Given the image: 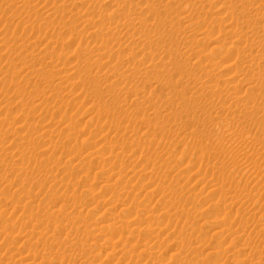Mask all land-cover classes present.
<instances>
[{"label": "bare ground", "instance_id": "6f19581e", "mask_svg": "<svg viewBox=\"0 0 264 264\" xmlns=\"http://www.w3.org/2000/svg\"><path fill=\"white\" fill-rule=\"evenodd\" d=\"M75 1L0 0V169H3L0 182L4 184L13 177H24L23 185L20 183V188L14 190L11 197L17 198L15 208L29 222L33 214L44 209L52 211L58 203L61 206L56 207L58 210H53V214L45 215V218L38 217L37 222L35 219L32 230L19 229L18 233L23 234H17L18 237L30 239L40 230L41 233L51 232L56 237H52L55 240V253L52 252L53 248L44 245V251L48 252L47 255L52 252L53 257H45L47 255L44 253L39 264H62L61 254L63 257L66 254L65 261L71 262L73 256H69L74 253L77 254L76 257L74 255L75 264H87L89 260L93 261L101 255L105 256L103 260H110L108 264H120L124 260L128 264H264V232L259 230L262 218L256 221L255 225L260 227L258 230L256 227L255 232L253 228L249 230L250 224L249 228L247 224L243 225L247 221L253 223V216L245 218V215H251L255 204L252 202L253 193H246L245 187L242 190L236 188L235 191L240 193L236 200L235 197H229L232 196V187L239 188L235 176L209 178L201 175L200 170L193 171L194 161L184 168L175 161L170 163L172 167L167 173L174 172L177 181L195 180L196 184L195 181L193 184L196 186L192 184L189 189L181 186L174 189V184L165 187L155 184L152 179L146 183L138 181L137 185L130 184L137 173V178L145 177L151 163V171H154L166 165V161H172L165 152L154 153L155 158L152 152L149 153L148 149L155 145L156 139H151L154 136L149 138L153 128L160 129V132L166 128L167 134H176V140L178 135L179 139L185 138L186 133H189L187 129L191 128V132L195 125L201 126V130L217 128L220 132L224 131L222 134L226 133L223 134L225 141L234 147L249 139L247 137L252 131V134L258 131L264 137V0H80L78 2L81 5ZM107 4L109 8L105 7ZM212 8H215L213 12L218 11L217 14L211 12ZM18 20V25L21 22L26 24L25 32L28 30V36L24 39L21 37V40L16 36V45L9 44L10 47L8 43L12 39L7 38V28L11 23L15 25ZM215 25L222 28L214 31ZM18 27L17 30H20ZM64 31H68L67 36L64 34L67 37L65 43L79 38L77 47L72 51L68 50L69 46L65 48L62 40L59 41L63 36L58 39L62 35L60 32ZM210 34H214L213 38ZM215 41L219 42L216 46L213 44ZM204 42L215 47L208 50ZM136 53L140 54L135 57ZM14 58H17V62L12 64ZM57 92L61 94L59 100L55 97ZM77 99H81V102H76ZM87 102L94 104L88 106V110ZM74 103L82 108L84 106L85 114L87 111L88 116L90 114L83 122L85 127L82 126L86 133L89 128V137L79 139L75 134L74 124L79 122L77 116L83 112L74 111L70 114L74 110L73 106H77ZM75 108L78 110V106ZM47 110L52 111L51 117V112ZM3 111H12L15 115L13 118L3 116ZM55 115H61L60 119L54 121ZM29 118L35 121L30 120L34 123L33 128L23 131ZM103 130L113 136L109 135L113 141H107L111 138L102 135ZM160 132L159 139L163 137ZM74 135L77 141H81L67 145L74 140ZM117 137L127 141H122L121 145L116 144L114 138ZM193 137L195 139V135ZM180 141L185 142L183 139ZM177 144L179 146V142ZM201 145L195 148L192 144L194 154L201 159H214L217 150L212 154L213 150H204L207 146L203 149ZM87 148L93 152L89 153ZM241 148L239 151L235 148L237 153L229 151L227 156L224 155L228 159L226 165L258 177V173L264 172V143L251 149ZM136 153L140 154L136 156ZM6 159L12 161L8 167L1 163ZM219 162L208 161V167L218 168ZM94 165H100V171H94L95 178L98 176L96 180L99 175L105 179L101 172L108 170L112 173L108 175L109 178L124 182L121 188L124 190L120 193H117L120 188L117 191L114 188L107 190L109 185L104 183L108 187L100 185L98 192L101 196L98 194L95 197L96 193L92 198L87 196V168ZM137 165V170L133 172ZM114 166L119 169L113 171ZM250 179L246 183L251 182ZM263 180L262 183L258 181L261 185L252 183L254 188L258 186L256 190H264ZM199 184L204 185H201V190L206 189V195L203 196V191L195 189ZM9 185L15 186L11 183ZM154 185L155 188L151 190ZM45 186L52 192L43 194V199L35 202L33 189L40 192ZM135 189L146 192L145 200L141 192ZM131 191L136 193L129 197L128 192ZM107 193L110 196L106 198ZM158 193L160 195L154 201L155 205L148 206ZM136 194L142 198L135 204ZM121 195L124 197L119 198ZM170 196L178 199V207L168 199ZM213 196L222 198V205L209 204ZM4 197H0V206H6L8 202L9 198ZM93 198L98 200L94 201ZM129 199L131 202H127ZM88 202L93 203L94 207L87 210ZM195 202L199 205L201 203L202 207L208 204L204 208L206 211L198 212L197 206L192 211L189 208L190 215L186 212L188 208L182 211L186 205L191 207ZM179 204H182L181 210ZM245 204L246 208L249 204L252 209H245L242 206ZM100 205L107 207L103 208L102 213H97L95 210ZM114 206H118L120 212H128L129 216L134 213L137 220L135 217L132 220L126 219L128 215L121 218L112 214ZM233 207H243L246 213L240 214L238 210V215L229 220L227 212ZM34 210L37 212L34 213ZM205 213L211 217H223L219 220L215 217L205 220ZM88 214L95 215L93 221L87 220ZM164 220L168 222L166 225H162ZM179 223H183L184 231L178 229ZM169 225L174 231L178 229V236L197 234L194 240L198 246L188 245L182 237L178 241L171 240L168 247L162 249L158 241H165L166 238L160 239L159 234ZM8 227L11 226L5 225V231ZM209 231L219 241L210 238L209 242L206 239ZM241 240L243 245L239 244ZM36 247L38 249L30 247L32 252L28 251L25 258H22L21 250L16 247L17 251L14 250L10 257L15 264L34 261L35 257H39L37 251L41 246L37 243ZM69 251L73 253L69 255ZM166 252V258L163 259L162 255ZM118 255L122 258L119 259Z\"/></svg>", "mask_w": 264, "mask_h": 264}, {"label": "rangeland", "instance_id": "374dc122", "mask_svg": "<svg viewBox=\"0 0 264 264\" xmlns=\"http://www.w3.org/2000/svg\"><path fill=\"white\" fill-rule=\"evenodd\" d=\"M78 1H80V0H76L75 1V3H78V5L80 4V2H78ZM61 2V1H60ZM59 2V3H60ZM74 3V4H75ZM77 4H75V6H76ZM77 5V6H78ZM81 5V4H80ZM108 5V4H107ZM105 6V7H108L109 8V5L108 6ZM214 9L215 8H212V10H211V12L212 13H215V12H213L214 11ZM211 12H209V14L211 13ZM217 12L218 11H216V13L215 14H217ZM211 13V14H212ZM219 13H220V11H219ZM20 20V19H19ZM19 20L18 21H16L15 22V25H13L12 23L10 24V27L9 28H7L8 29V39L10 40V39H12V40H10V42L11 43H8V45L9 44H13V45H16V42L18 41L17 39H19V40H21L22 38L24 39V38H26L27 36H28V34H27V32H28V30H26V32H25V25L26 24H24V22H21V23H19L20 25H18L17 23L19 22ZM21 24H24V25H22V27H21ZM13 26V27H12ZM18 26H20V28L18 27ZM24 26V27H23ZM17 27H18V29H20V30H17ZM216 27V28H215ZM215 27H214V31L217 29V28H222L221 26L219 27V25H215ZM82 28V27H81ZM2 29V26L0 27V30ZM22 29H23V31H22ZM11 30H12V32H11ZM15 30V31H14ZM18 32H17V31ZM82 30H83V28H82ZM88 30V29H87ZM212 30V31H213ZM214 31L212 32V33H214ZM17 32V33H16ZM21 32V33H20ZM65 32V33H64ZM63 33L62 32H60L62 35H59L58 36V39L61 37V36H63V37H61L60 38V40L59 41H63V44L66 46L65 48L67 49V46H69L68 47V50H70V51H72L73 49H75L76 47H77V43H78V41H79V38H75V41H71V42H66L65 43V41H66V36H67V33H68V31H64ZM13 33V34H12ZM10 34V35H9ZM17 34V35H16ZM23 34V35H22ZM24 34H25V36H24ZM64 34H66V36H64ZM211 35V34H210ZM16 36H17V39H16ZM213 36H214V34H212L210 37H212L213 38ZM22 37V38H21ZM66 37V38H65ZM63 38H65V40L63 39ZM212 38H210V39H212ZM77 39V40H76ZM15 41V42H14ZM210 41V40H209ZM207 42V41H206ZM218 41H215V43H213L214 45L217 43ZM61 45H63L61 42H59ZM70 43V44H69ZM219 43V42H218ZM217 43V44H218ZM204 47L205 48H207L208 50H209V48L210 49H213V47H215V46H211V45H213V44H210V43H205L204 42ZM12 45V47H14ZM10 46V45H9ZM11 47V46H10ZM74 47V48H73ZM125 51H129V50H125ZM123 52H124V50H123ZM140 53H136L135 54V57L137 56V55H139ZM14 59H15V61H14ZM13 60H12V64L13 63H16L17 62V58H14ZM70 61H71V59H70ZM17 67H18V65H16ZM221 72V71H220ZM214 78H216V77H214ZM39 89H41V88H39ZM57 94V96H55L56 97V100L58 99H60L61 98V94H59L58 92L56 93ZM59 96V97H58ZM54 97V98H55ZM55 100V99H54ZM80 100V101H79ZM74 102V101H73ZM76 102H78V103H80L81 102V99H77V101ZM78 103H74V104H76L77 106H78V110H77V108H75V107H77V106H73L74 108V110L72 111V112H69L70 114L71 113H73L74 111L76 112V111H78L79 113H81V112H83V114H80L81 116H77L78 118H79V122L78 123H76V125L74 124V131H75V134L77 135V137L79 138V139H81V138H86V137H89L88 136V131H89V128H87V133H86V130H83L84 128H82V126H83V122L85 121V120H87V118L90 116V114H89V116H88V111L86 112V114H85V112L83 111V110H86L85 108H84V106H83V108L82 107H80V105L78 104ZM85 105V104H84ZM93 106L92 105V103L91 102H87V110H88V106ZM90 106V107H91ZM89 107V108H90ZM94 109H95V107H93ZM76 109V110H75ZM49 111V113L51 114V115H49V113H48V115H49V117H51L52 115H53V113H52V111L51 110H47V112ZM4 112L5 111H3V113L2 114H4ZM11 113H12V111H10ZM8 113V112H5V114L3 115V116H11L10 118H13V115H15V112H13L12 114L11 113ZM19 112V109L17 110V112L16 113H18ZM6 113H7V115H6ZM67 114H68V112H67ZM3 116H1V117H3ZM17 116V115H16ZM56 116V117H55ZM55 116H53L55 119H53L54 121H56V120H59L60 119V116L61 115H55ZM81 117V118H80ZM21 119V118H20ZM32 119V120H31ZM261 119V118H260ZM33 121L34 119L33 118H29V120L26 122V126H24L25 128L23 129V131H27L28 129H32L33 128V125L32 124H34L35 123V121H33V122H31V121ZM19 123V122H18ZM17 123V124H18ZM29 124V126H28V124ZM31 123V124H30ZM16 124V125H17ZM15 125V126H16ZM19 125H21V123L19 124ZM31 126V127H30ZM181 126H182V124H181ZM83 127H85V126H83ZM90 127V126H89ZM194 127H195V129L197 130H195V132H194ZM192 126V129L193 130H191V132L189 131L190 129H187L188 130V132L191 134V136H190V134L188 133H186V135H185V138L184 137H180V139L182 140L183 139V141H185V142H183V143H181L182 141H180V139H179V135H178V137H177V140H176V134H167V131H165L166 130V128H165V130L164 129H161V130H164V131H162V132H160V129L159 130H155V129H157V128H153L152 130H154L153 132L152 131H150V134H149V138H151V137H153V138H151V139H155V137H156V139L154 140V144L155 145H153L152 147H150L149 149H148V151H149V153L150 152H152L151 154H152V157L153 158H155L154 156V153L156 154V152H157V154H159V152H160V154L161 153H163V152H165V154H168V155H166L169 159H172V161H166V157L165 158H163V159H165V160H163L164 161V163H165V161H166V165H164V166H162V168L161 169H155L154 171H151V165H152V163L149 165V168L147 169V172H146V175H145V177H140V178H137V177H139V174L137 173V174H135V179H133V180H131V183L130 184H138L139 182L140 183H142V182H144V183H146L149 179H152V180H154L155 181V184H157V183H159L161 186H170V187H172V185H173V188L175 189V188H178V187H185V189H189V188H191L192 186H196L195 184H196V181L195 180H193V181H189V182H187V180H182V181H177V179L175 178L176 176H175V173L174 172H170V173H167V171L172 167V165L170 164L171 162H172V164L176 161V162H179L180 164H181V166H183V168L184 167H189L192 163L191 162H195V163H193L194 164V169H193V171L195 170H198V172H199V170H200V174L201 175H207V177H221L222 175H224V176H226V175H232V176H235L236 177V179H237V181L239 182V188L238 187H232L233 188V190H232V188H231V193H232V196L231 195H229V197L230 198H234L235 197V199L234 200H236L237 198H239L240 197V193L238 192V191H235V190H242V188L244 189V187H245V189L247 190L246 191V193L247 192H251V194H252V196H253V200H252V202L256 205H254V208H255V210H254V208L252 209L251 208V206L249 205V204H247L248 205V208H246L247 206H246V204L245 205H242V206H244V208L245 209H252L251 210V215L250 216H248V214H246L245 215V218H247V217H252V221H253V223H251V222H249V221H245L246 223H243V225H245V224H247L246 226H248V228H249V225L248 224H250V228H249V230H251V228H253L252 230H254V232H255V228L257 227V230L259 229L258 227H264V224H263V221H264V217H262V216H264V214H262V213H264L263 211H264V190L263 189H259V190H256V189H258V186L256 185L255 186V188H254V186H253V184L255 185L256 183L258 184V183H260V182H258V181H260L261 180V183H262V179H264V172H262V173H258L257 174V176L258 177H256L255 175L256 174H254V176H253V174H251V173H249V174H244V172H242V171H240V169H238V168H235V167H232L231 165H226L227 164V161H228V159H227V153H229V151H230V153L231 152H236L237 153V150L236 149H238V151H239V148H241L242 150H245V149H243V148H246V149H248V147H249V149H251L253 146L255 147V145L257 146L259 143H264V140H261V139H259L258 137H260V136H262V134L261 133H258V131H255L254 133H257V135L255 134L254 135V133L252 134V132H251V135H249V137H247V138H249V139H246L243 143H239V144H237V147L235 146L234 147V145H228L227 144V142L225 141V139H226V137H223L224 135L223 134H226V133H223L222 134V132H224V131H222V129H220L222 132H220L217 128H215V130L214 129H212V127H207V128H202V130H201V126H198V127H196V125L195 126ZM204 127V126H203ZM199 128V129H198ZM186 130V131H187ZM198 130H200L201 131V133H203V134H201L200 133V131L198 132ZM212 130H214V131H212ZM218 130V131H217ZM85 131V132H84ZM155 131H157V132H155ZM192 131H193V133H192ZM158 132H160V133H162V140L161 139H159L160 137H161V134H160V136L158 135ZM209 132V133H208ZM217 132V133H216ZM102 133V135L104 134L107 138L109 137V138H111V137H113L111 134H109V133H104V130L101 132ZM153 133H155V135L153 134ZM195 133V134H194ZM198 133V134H197ZM153 134V135H152ZM164 134V135H163ZM165 134H167V135H165ZM200 134V135H199ZM208 134V135H207ZM217 134V135H216ZM259 134H261V135H259ZM76 135H74V140H72V141H69L68 143H67V145H70V144H74V143H79L81 140H78L77 141V137H75ZM87 135V136H86ZM111 137H110V136ZM157 135V136H156ZM170 135H172V136H170ZM174 135V136H173ZM188 135H189V138H188ZM195 135V139H194V137L193 136ZM197 135V136H196ZM168 136V137H167ZM181 136V135H180ZM182 136H184V135H182ZM226 136V135H225ZM81 137V138H80ZM105 137V138H106ZM127 137V135H125L124 136V138H126ZM166 137V138H165ZM170 137H172V138H170ZM175 139H174V138ZM221 137H222V140H221ZM263 137V136H262ZM262 137H260V138H262ZM118 139H116V138H114V142H117L116 144H119V145H121V143H123L124 142V140H126V139H124L123 137V139L121 138V137H117ZM158 138V139H157ZM164 138V139H163ZM198 138V139H197ZM208 138V139H207ZM219 138V139H218ZM224 138V139H223ZM9 139H11V137H9ZM76 139V140H75ZM116 139V140H115ZM122 139V140H121ZM169 140V139H171V141L169 140V141H167V140ZM185 139V140H184ZM213 139H214V141H213ZM251 139V140H250ZM253 139V140H252ZM257 139V140H256ZM262 139H264V137L262 138ZM62 140V139H61ZM60 140V143L63 141H61ZM110 140H112V138L111 139H107V141H110ZM119 140H121L119 143H118V141ZM157 140V141H156ZM174 140V141H173ZM179 140V141H178ZM196 140H198V141H196ZM200 140V141H199ZM250 142H249V141ZM259 140V141H258ZM93 141H94V139H93ZM113 141V140H112ZM123 141V142H122ZM127 141V140H126ZM162 141H163V143H162ZM166 141V142H165ZM186 141H188V142H186ZM216 141V142H215ZM173 142H174V144H173ZM177 142H179V146H178V144H177ZM217 142H220V143H218V144H216ZM223 144H222V143ZM224 142L226 143V144H224ZM259 142V143H258ZM70 143V144H69ZM162 143V144H161ZM181 143V144H180ZM186 143V144H185ZM195 143H196V145H195ZM198 143V144H197ZM202 143V145H201V148H205L206 146V148H208V149H204V150H207V151H212L211 153L213 154H215L216 152V154H215V158L213 159V157H211V159L209 158V160H206L207 158V154L205 155V158L206 159H201V158H199L198 156H196V154H194L195 152V150H194V147L196 148V146L197 145H200ZM212 143V144H211ZM247 143V144H246ZM189 144V145H188ZM191 144V145H190ZM192 144H193V146L194 147H192ZM207 144V145H206ZM241 144V145H240ZM252 144H253V146H252ZM61 145V144H60ZM220 145H221V147H220ZM240 145V146H239ZM251 145V146H250ZM78 146V145H77ZM168 146H170V147H168ZM218 148H217V147ZM223 146V147H222ZM246 146V147H245ZM89 147V146H88ZM91 147V146H90ZM166 147H168L169 149H170V151H169V149L168 148H166ZM189 147V148H188ZM216 147V148H215ZM226 147H227V149H226ZM228 147L230 148V149H228ZM92 148V147H91ZM176 148V149H175ZM209 148H211V149H209ZM236 148V149H235ZM150 149H152L151 151H150ZM155 149V150H154ZM165 149H167V151L165 150ZM217 150L216 152L214 151V150ZM224 149H225V152H224ZM235 149V150H234ZM87 150H88V152L90 153V151H91V149H89V148H87ZM93 150V149H92ZM174 150V151H173ZM176 150V151H175ZM193 150V151H192ZM219 150V151H218ZM231 150H233V151H231ZM95 151V150H94ZM223 151V152H222ZM88 152H87V154H88ZM91 152H93V151H91ZM175 154H174V153ZM104 154L106 153V152H103ZM143 153V152H142ZM147 152L145 151L144 152V154H146ZM169 153L171 154H173V155H169ZM192 153V154H191ZM107 154H109V153H107ZM137 155L136 156H138V154H140V153H136ZM183 154V155H182ZM201 154H204V153H201ZM224 155H226V156H224ZM195 156V157H194ZM181 157H183V158H181ZM194 158V159H193ZM195 158H198V159H200L199 161H197L198 159H195ZM216 159V160H215ZM226 159H227V161H226ZM7 160V161H6ZM6 160H3L1 163H3L4 165H7L6 167H8V165H10V164H8V163H12V161H8V159H6ZM197 162H196V161ZM201 160H203V161H201ZM221 160V162H219V161ZM62 161V160H61ZM208 161L209 162H219L218 163V168H213V169H210L209 167H208V165H209V163H208ZM220 164V165H219ZM133 165V164H132ZM140 165V164H139ZM139 165H137L136 166V168H134L133 169V172H135L136 170H137V167L139 166ZM100 165H94L93 167H90V168H87L88 169V171H87V177H89V179H87V184L85 185V189L87 188V196L88 195H90L89 197H91L92 198V196L94 197V193H96L95 194V197L99 194V188H100V185L102 184L103 186H107V185H109V187H108V189L107 190H113V188H114V191H117L119 188V190L117 191V193L119 192L120 193V191L121 190H124V189H121L122 187H123V185H125L124 184V182L122 181H114L113 179H111V178H109V176L112 174V173H110L108 170H105V172L103 171V172H101V175L102 176H105V179H104V177L103 178H100V175H99V178H98V180H96L97 179V177L98 176H96V178H95V172L97 173L98 171H100V168H98ZM128 166H131V165H128ZM201 166V167H200ZM220 166V167H219ZM229 166V167H228ZM23 167V166H22ZM115 168H113V171H116V170H118L119 168H117V166H114ZM228 168V169H227ZM216 171H215V170ZM218 169V170H217ZM226 169V170H225ZM3 170V169H2ZM1 169H0V173L1 172H3ZM97 170V171H96ZM209 170V171H208ZM234 170V171H233ZM95 171V172H94ZM194 171V172H195ZM202 171V172H201ZM226 171V172H225ZM262 171H264V168L262 169ZM209 172V173H208ZM93 173V174H92ZM110 174V175H109ZM125 174V173H124ZM243 174H244V176H243ZM88 175H90V176H88ZM92 175H93V177H92ZM109 175V176H108ZM249 175V176H248ZM101 176V177H102ZM107 176V177H106ZM175 176V177H174ZM242 176V177H241ZM250 176H252V177H250ZM262 176V177H261ZM173 177H174V179H173ZM249 177V178H248ZM256 177V178H255ZM93 178H95V179H93ZM251 178V179H250ZM260 178V179H259ZM23 179H24V177L23 176H21V177H19V176H17V177H13L12 179H9L10 180V182H9V180L6 182V183H4L5 185L7 184V186H5L4 184H2V182H0V195L2 196V197H4V198H9V199H11V201H9V199H8V202H9V204H8V202H7V204H6V206H0V264H10V263H12V262H14V263H12V264H15V261L13 260V258L11 259V257H10V255L12 256V252L15 250V251H17V248L19 249V250H21V256H22V258L24 257L25 258V256L24 255H26V257L28 256L27 254H28V251H30V247L32 248H34V249H38L36 246H37V243L41 246L40 247V251L38 250L37 252H39L38 254H39V257H35L34 259L36 260H34V261H27L26 262V264H39L40 262H41V257H42V255L43 256H45V255H47V253L48 252H45L44 251V245H45V247L47 248H49V247H51V248H53V243H54V241L55 240H53V238L55 239L56 237L55 236H52V234H51V232H49V234L47 233V232H43L45 235L43 236V233H41V231L42 230H40V231H37L38 232V234H36L35 236H31V238L29 239L28 237L27 238H22V237H18V235L17 234H19V236H20V234H23V233H18V231H19V229H21L22 231L24 230H32V227H33V223H34V220L37 222V219H39L38 217H43V218H45L46 216H49V215H51V214H53L54 212H53V210H58V209H56V207H58V208H60L61 206L59 205V203L57 204V205H59V206H57L56 205V207L55 208H53V210L51 211V209H44L43 211H41L40 213H36L37 211L36 210H34V213H36V214H33V217L30 219V221L31 222H29V220H28V218H26V217H24L23 215L21 216V213L22 212H20V211H17L16 210V202H17V198L16 197H11V194L13 193V191L14 190H16V189H18V188H20V183L23 185V183H24V181H23ZM106 179H108V180H106ZM110 179V180H109ZM248 179H250L251 180V182H249L248 181V183H246L247 182V180ZM259 179V180H258ZM258 180V181H257ZM106 181H109V182H106ZM111 181V182H110ZM139 181V182H138ZM195 181V184H193V182ZM116 182V183H115ZM119 182V183H118ZM175 182V183H174ZM179 184H178V183ZM255 182V183H254ZM263 182H264V180H263ZM11 183L12 185L14 184L15 186H13V187H9V186H11V185H9V184ZM104 183H106L107 185H104ZM113 183H115V184H113ZM122 183V184H121ZM143 183V184H144ZM249 183H251V184H249ZM253 183V184H252ZM261 183L260 184H258V185H261ZM111 184V185H110ZM136 184V185H137ZM175 184H177L176 186H175ZM193 184V185H192ZM101 185V186H102ZM142 185V184H141ZM192 185V186H191ZM201 185H202V187L204 186L203 184H199L197 187H195V189H197V190H200V191H203V196L204 195H206V192H207V190L205 189L204 190V188H203V190H201L202 189V187H201ZM244 185V186H243ZM245 185H248V186H245ZM121 186V187H120ZM138 186H140V184L138 185ZM143 186V185H142ZM253 188H252V187ZM111 187V188H110ZM201 187V188H200ZM257 187V188H256ZM118 188V189H117ZM155 188V185L154 186H152V188H151V190H153ZM237 188V189H236ZM28 189V188H27ZM48 187L47 186H45V189H43V190H41L39 193L36 191V190H38V189H33V194H34V201L35 202H39V201H41L43 198V194H47L48 192L50 193V192H52L50 189H48ZM89 189V190H88ZM193 189V188H192ZM250 189V190H249ZM137 189H135V191H136ZM133 192V191H131V192H128V195H129V197H132V195H135L134 193H136V192H138V191H140L141 193L140 194H142V196H143V198H142V196L140 195V194H136L137 195V201H135L134 203L136 204L137 202H139L140 200H141V198L142 199H144L145 200V194H146V192L145 191H141V190H138V191H136V192ZM44 192V193H43ZM98 192V193H97ZM36 193H38V194H36ZM90 193V194H89ZM126 193H127V191H126ZM145 193V194H144ZM230 193V194H231ZM36 194V195H35ZM233 194H234V196H233ZM238 194V196H236V195ZM38 195V196H37ZM141 197H140V196ZM147 195V194H146ZM159 195H160V193H158V195H156L155 194V196H153V198H152V200H151V203L148 205V206H154L155 204V202L157 201V199H159ZM0 196V197H1ZM7 196V197H6ZM99 196H101V194H99ZM107 196L109 197L110 196V193H107V195L105 196L106 198H107ZM88 197V198H89ZM119 198H121L122 197V195L121 196H118ZM124 197V196H123ZM122 197V198H123ZM171 197V196H170ZM170 197H168V199L169 200H172V202L173 203H175L176 205H177V207H178V199L176 200V199H173V196L170 198ZM217 196H213L212 198H214L213 200H214V202H213V200H212V198H211V200H210V202H209V204H217V205H222V198L220 199V197L218 196L217 198H216ZM228 197V199H230ZM237 197V198H236ZM259 199H258V198ZM88 198H87V200H88ZM1 199V198H0ZM95 199L96 200H98V198H93V200L95 201ZM221 200V202L219 201V200ZM254 199H255V201H254ZM25 200L27 201V199L25 198ZM25 200H24V202H22V205L25 203ZM93 200H91V202H94ZM174 200L177 202H174ZM155 201V202H154ZM212 201V202H211ZM216 201H217V203H216ZM231 201V200H230ZM263 201V202H262ZM11 202V203H10ZM91 202H88L87 204H88V208H87V210L89 209V208H91L93 205V203L92 204H90ZM127 202H131V200L129 199ZM218 203H221V204H218ZM257 203V204H256ZM263 203V204H262ZM175 204H173V205H175ZM196 204V205H195ZM195 204L194 203H192V205H191V207H189V204H188V207H187V205L184 207V209L182 210L183 212H185V210L187 209V211L186 212H188V214H189V212L191 213V211L193 210L192 208L194 207L195 208V206H197V211L198 212H200V211H203V212H205L204 211V208L206 209V207H207V205H205L204 207H202V205H201V203H200V205L197 203V202H195ZM260 204V205H259ZM1 205V204H0ZM89 205H90V207H89ZM96 205V204H95ZM182 204H179V210H181L182 209V206H181ZM21 206V205H20ZM101 206V205H100ZM100 206L97 208V210H95L97 213L99 212H103V208H106L107 206H105V207H103V206H101V208H100ZM181 206V207H180ZM246 206V207H245ZM94 207V206H93ZM92 207V208H93ZM181 208V209H180ZM189 208H191L190 210H189ZM199 208H201L202 210H200ZM238 207H233V209H231V211L229 212L227 209H226V211H228L227 212V216H228V219L230 220V219H232V217H234V216H236V215H238V213H244L245 211H243V210H245L243 207H241V208H238ZM243 208V209H242ZM101 209V210H100ZM114 210H112L113 212H112V214L114 213L116 216L118 215V217H120L121 216V218H122V216H127L128 214V212H120V209H119V207L118 206H114V208H113ZM259 211H258V210ZM14 210H15V212H14ZM189 210V211H188ZM239 210V212L238 213H236L237 211ZM36 211V212H35ZM48 211V212H47ZM94 211V212H95ZM226 211H224L225 213H226ZM242 211V212H241ZM254 211V212H253ZM257 211V212H256ZM39 212V211H38ZM51 212V213H50ZM101 212V213H102ZM253 212V213H252ZM88 213V212H87ZM117 213V214H116ZM123 213V214H122ZM246 213V212H245ZM42 214V215H41ZM122 214V215H121ZM261 214V215H260ZM37 215H39V216H37ZM46 215V216H45ZM115 215H113V216H115ZM190 215V214H189ZM189 215H188V217H189ZM207 215V216H206ZM222 215V214H221ZM256 215V216H255ZM259 215V216H258ZM45 216V217H44ZM129 216V215H128ZM127 216V217H128ZM22 217H24V218H22ZM94 217H95V215L93 214H88L87 215V220L88 219H90L89 221H93V219H94ZM126 217V219H133V217H135L134 216V213H133V215H131V216H129L128 218ZM206 219L205 220H211V219H213V217H215L216 219H221L222 217H223V215L222 216H213V217H211V216H208V214H206L205 213V216H204ZM209 217V218H208ZM255 217V218H254ZM214 218V219H215ZM260 218H262V223H261V225L260 226H256L255 225V223H256V221H258ZM27 219V220H26ZM135 220H137L136 219V217L134 218ZM257 219V220H256ZM33 220V221H32ZM249 220L251 221V218H249ZM255 220V221H254ZM28 221V222H27ZM35 222V223H36ZM167 220H164L163 221V223H162V225H166L167 223ZM9 223V224H8ZM12 223H14V224H12ZM64 223H66V221L65 222H63V224ZM11 224V225H10ZM63 224H61L62 226H63ZM183 223H179V225L177 226L178 227V229H183V225H182ZM255 226H254V225ZM5 225H9V226H11V227H8V229H6V231H5V229H4V227H5ZM27 225L28 227H25V226ZM66 225V224H65ZM31 226V227H30ZM190 226H191V224H190ZM252 226H254V227H252ZM25 227V228H24ZM162 227V226H161ZM260 227V229L259 230H261L262 232H264V228L262 229ZM31 228V229H30ZM192 228H196V227H194V226H192ZM248 228H247V230H248ZM3 229H4V231H3ZM171 229V230H170ZM178 229L177 230H173L172 229V226H170L169 225V227H167L163 232H161V234H159L160 236V239L162 238V237H165L166 238V240L164 239V238H162V239H164L165 241H163V240H159L158 241V246H160L162 249H164L165 247H168V243L170 242L171 243V240L172 241H178L179 239L181 240L182 239V237H183V239H184V241L185 242H187V244L188 245H191L192 246V244H193V246H198L197 245V243H196V236H197V234H195V235H192V236H183V235H180V236H178V233H177V231H178ZM185 229H183L182 231H184ZM248 230V231H249ZM256 230V231H257ZM172 231V232H171ZM36 232V231H35ZM40 232V233H39ZM95 232H96V230H95ZM177 234H176V233ZM179 232V231H178ZM251 232H253V231H251ZM169 233V234H168ZM48 234V235H47ZM51 234V236H49ZM40 235V236H39ZM208 236V237H207ZM207 236H206V239L209 241V242H211L209 239L211 238V240L213 239V240H215V241H219V240H216V239H218V238H215L213 235H212V232L211 231H209L208 233H207ZM53 237V238H52ZM189 237V238H188ZM21 238V239H20ZM187 238V239H186ZM190 238L192 239V241L194 242H191V240H190ZM28 239V240H27ZM83 239H85L84 238V236H83ZM38 240V241H37ZM212 240V241H213ZM135 241V240H134ZM134 241H132L131 243L133 244H135V242ZM163 241V242H162ZM243 240H241V242H239V244L240 243H242V245L244 244V242H242ZM253 241H255L254 239H253ZM87 242H89V239L87 238ZM41 243V244H40ZM142 243L143 244H145V242L144 241H142ZM169 243V244H170ZM7 244V245H6ZM195 244V245H194ZM34 245H35V247H34ZM131 246H133V245H131ZM17 247V248H16ZM42 247H43V249H42ZM169 249H170V247H169ZM263 249V248H262ZM261 249V250H262ZM54 251V252H53ZM30 252H32V251H30ZM52 252L53 253H55L56 252V250L53 248V250H52ZM51 252V255L53 254ZM72 252V251H71ZM70 251L69 252H67L69 255H70V253H71ZM172 252V251H171ZM43 253V254H42ZM44 253H45V255H44ZM59 253H61V251L59 252ZM73 253V252H72ZM168 252H166L165 254H163L161 257L164 259V258H166V254H167ZM263 253H264V249H263ZM67 254V255H68ZM76 253H74V255H75ZM49 255V254H48ZM48 255L47 256H45V257H48ZM51 255H49V256H51ZM65 255L66 254H64V257H65ZM74 255L72 254V255H70L69 257H71V256H73V258L71 257L70 259H71V262H69V261H65V258L63 257V255L61 254V256H60V258L62 257L63 259H61V262H63L62 264H67L68 262V264H70V263H74L75 264V262L76 261H74ZM77 256V254L75 255V257ZM119 257V259L120 258H122V256L121 255H118ZM10 257V258H9ZM51 257H53V255L51 256ZM160 257V259H162ZM37 258V259H36ZM98 258V259H97ZM96 259H97V261H96V259H94L93 261H92V259L91 260H89L88 262H87V264H89V263H92V264H100V263H102L101 261H103L104 263L103 264H108L109 262L108 261H110V260H103V258H105V256H102L101 255V257H97ZM101 258V259H100ZM73 259V260H72ZM162 259V260H163ZM10 260H13V261H11L10 262ZM183 260H185V259H183ZM40 261V262H39ZM74 261V262H73ZM57 264H59V263H57ZM120 264H128L127 263V261H122ZM132 264H136L135 262H133ZM137 264H140L139 262L137 263ZM228 264H230V263H228Z\"/></svg>", "mask_w": 264, "mask_h": 264}]
</instances>
